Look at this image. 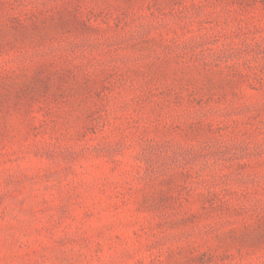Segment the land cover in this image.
I'll return each instance as SVG.
<instances>
[{
  "label": "rangeland",
  "instance_id": "obj_1",
  "mask_svg": "<svg viewBox=\"0 0 264 264\" xmlns=\"http://www.w3.org/2000/svg\"><path fill=\"white\" fill-rule=\"evenodd\" d=\"M0 264H264V0H0Z\"/></svg>",
  "mask_w": 264,
  "mask_h": 264
}]
</instances>
